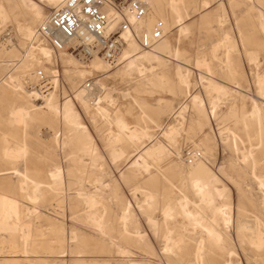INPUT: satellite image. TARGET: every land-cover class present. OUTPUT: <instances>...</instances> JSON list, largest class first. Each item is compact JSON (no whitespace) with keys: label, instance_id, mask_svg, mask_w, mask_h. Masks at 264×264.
<instances>
[{"label":"rangeland","instance_id":"obj_1","mask_svg":"<svg viewBox=\"0 0 264 264\" xmlns=\"http://www.w3.org/2000/svg\"><path fill=\"white\" fill-rule=\"evenodd\" d=\"M32 1L41 8L40 19L23 0H0V211L10 200L21 214V220L0 227L5 247L0 264H225L230 250L233 264H264V245L251 243L264 232V119L259 124L248 116L247 128L239 120L255 103L264 110V0H181L175 5L179 18L170 0H146L149 12L138 27L150 30L163 20L166 28L152 48L137 45L138 54L156 48L162 61L152 62L155 68L146 76L127 67L138 54L126 58L122 53L116 64L104 62L99 71L93 59L52 53L47 58L24 31L34 30L55 5ZM127 47L128 42L123 52ZM178 68L189 69V85L176 79ZM39 69L51 82L48 93L53 91L59 112H44L35 96L27 95L38 88L34 72ZM87 79H96L103 89L106 116L78 98ZM194 97L203 104L196 105ZM68 99L84 128L62 117ZM20 108L24 114L16 112ZM118 116L131 129L148 131L143 142L112 141L120 132L114 122ZM174 125L178 133L166 135ZM229 131L237 134V145ZM159 144L167 155L159 161L143 155L144 165L138 155ZM19 148L22 155H8V149ZM189 149L201 152L198 160L216 185L225 187L222 195L210 188L212 203L200 200L187 176ZM135 159L142 165H134ZM55 167L61 172L56 187L48 174ZM85 195L98 200L94 215ZM184 195L193 219L177 203ZM166 204L174 209L164 218ZM223 204L228 205L227 224L214 211ZM34 208L28 216L27 209ZM24 221L31 224L29 234L20 231ZM207 226L220 233L219 243L205 233Z\"/></svg>","mask_w":264,"mask_h":264},{"label":"bare ground","instance_id":"obj_2","mask_svg":"<svg viewBox=\"0 0 264 264\" xmlns=\"http://www.w3.org/2000/svg\"><path fill=\"white\" fill-rule=\"evenodd\" d=\"M63 0H46V2H47V4H53V5H55V7H57L61 2H62ZM143 1H146V0H143ZM149 1V0H148ZM179 1H181V0H170V3H172V8H173V11L176 13V11H177V8L175 7V5L179 2ZM38 4V3H37ZM37 4L34 2V1H32V0H23V2H22V5L24 6V7H26L27 8V10H29V12L31 11V13H32V16L35 18V19H40L41 17H42V12L40 11L41 10V8L39 9V7L37 6ZM207 5V4H206ZM20 6V5H19ZM21 7V6H20ZM153 7H154V9L157 11V12H160V10H161V7L158 5V4H156V3H154L153 4ZM149 8V7H148ZM4 14V10L2 9V7L0 6V16L1 15H3ZM177 14V13H176ZM178 15V17H176V18H179V14H177ZM129 19L131 20V21H133V18L131 17V16H129ZM179 20V19H178ZM34 21V20H33ZM162 22H163V20H161ZM177 21V20H176ZM180 21V20H179ZM143 23H144V21H143ZM164 24V23H163ZM145 27H146V25H145ZM164 28H165V26H164ZM178 28H179V26H178ZM181 28V27H180ZM166 29V28H165ZM182 29H184V28H182ZM33 31L34 30H32V28L30 27V26H27L26 27V29H25V35H26V37L27 38H29L30 36H31V38H32V34H33ZM187 31V30H186ZM24 35V36H25ZM8 39V38H7ZM29 40V39H28ZM8 41H9V39H8ZM137 43L134 41V40H132V39H129L128 40V47H127V49H125L126 51L125 52H123V56H132L133 57V55L134 54H138V52H137V50H138V47H137ZM165 46V43L163 44V45H160V49L161 48H163ZM157 48H159V47H157ZM34 49V48H33ZM38 49H39V51L43 54V55H45L47 58H49L50 57V50H49V48H47L46 46H38ZM29 51V50H28ZM157 51H158V49H157ZM177 52H178V50H176ZM175 51V52H176ZM31 52H33V51H31ZM154 53H152V52H150L149 51V53H147V52H144V53H140V54H138V55H135V57L133 58V59H131V60H129V64H128V66L127 67H129V68H132V67H136L137 69L136 70H138V72L140 73V75L141 76H146L145 75V73H146V71H149V73H150V71H152L154 68H155V66H153L152 65V62H158L159 64L162 62L161 61V58L159 57L160 55H158L157 53H155L156 52V48H155V51H153ZM35 55V54H34ZM72 56H74V55H72ZM74 58V57H73ZM127 58V57H126ZM129 58H131V57H129ZM93 59V65H92V67L94 68V70H96V71H99V69L101 68V67H103L104 66V62L106 63V64H109L107 61H103V59L102 58H100V57H94V58H92ZM91 59V60H92ZM203 61V60H202ZM146 62H147V64L148 65H146ZM105 64V65H106ZM158 64V65H159ZM149 66V67H148ZM178 66V65H177ZM198 67V66H197ZM184 68V67H183ZM185 71H186V69H185ZM137 72V73H138ZM140 75H139V77H140ZM152 76V75H151ZM147 77H149V76H147ZM156 78H157V76H156ZM10 79V78H9ZM176 79L178 80V82L179 83H185L186 84V86L187 85H189V82H190V80H189V69H187V72H184V71H182L181 69L179 70V68H178V71L176 72ZM55 80V79H54ZM264 80V79H263ZM55 83V82H54ZM53 83V84H54ZM258 85H259V91H261V81H260V79L258 78ZM263 87H264V82H263V85H262ZM18 87V86H17ZM262 87V88H263ZM212 88V87H211ZM215 89L217 90V92H219V93H222V91H223V88L221 87V86H216L215 87ZM22 90V89H21ZM22 91H25V90H22ZM27 92V95L28 96H31V97H34L35 96V98L33 99L35 102H36V105H37V108H43L44 110V112H57L58 111V107H57V105L56 104H54V98H55V95H54V93H53V91H51L50 93H48L47 95H43L42 97L39 95V93H37L35 90H33L32 88L30 89V90H27L26 91ZM216 92V93H217ZM225 93V92H224ZM34 95V96H33ZM78 98L82 101V103L83 104H86L87 102H89L88 100V95H87V93H86V91H85V88H82L80 91H79V93H78ZM76 95H75V97H77ZM263 96V95H262ZM198 97V96H197ZM197 97H194L192 100H194L196 103H197V101H198V104H196V105H200L201 103L203 104V102L201 101V100H198V98ZM32 100V101H33ZM101 100H102V98H100V102H101ZM200 103V104H199ZM263 103V102H262ZM261 103V104H262ZM253 106V105H252ZM183 108V107H182ZM95 109H97V110H99V112L100 113H102V114H105V116H106V113H107V110H106V108H105V106L103 107V106H101V104H99ZM185 109V108H184ZM262 110L263 109H261L260 107H259V105L257 104V103H255L254 104V106L252 107V109L250 110V111H245V112H243L242 114H241V116H240V118H239V120L241 121V123L243 124L242 125V127L244 126V128H247L248 127V123H247V117L249 116L250 117V119L251 118H255L256 120H257V122H259V124L261 123V120L262 119H264V112L262 113ZM264 111V110H263ZM18 114H24V112H25V110H24V108H20V109H18L17 111H16ZM59 112V111H58ZM62 113L61 114H63L62 115V117L65 119V121H66V123H68L69 125L71 124V125H74V126H76V127H78L79 129H81V128H84V125H81V123L78 121V117H77V114L75 113V111H74V109H73V107H72V105H71V102H69V99L64 103V106H63V109H62V111H61ZM109 113V112H108ZM116 113V112H115ZM180 114H181V112H180ZM182 115V114H181ZM181 115H180V117H181ZM104 118H106V117H104ZM110 118V117H109ZM183 118V117H182ZM181 118V119H182ZM110 121V120H109ZM115 124H116V126L118 127V129L120 130V132H115L116 134L114 135V139H113V137L111 138L112 139V141L114 140V141H123V139H125V138H127V139H129V141H134V142H137V141H140L141 140V142H143V138L144 137H147L148 136V131L147 130H144V129H131L129 126H128V124H127V122L124 120V119H122L121 117H116V119H115ZM178 123V122H177ZM173 125V124H172ZM171 126V125H170ZM170 126L168 127V128H170ZM176 125H174L173 127H171L170 128V130H169V133H165L166 135H168V136H171V135H174L175 134V132L177 131V127H175ZM258 127V126H257ZM243 128V129H244ZM259 128H262V126L260 125L259 126ZM221 131V130H220ZM258 131V130H257ZM261 131V129L259 130V132ZM111 132V131H110ZM230 132V131H229ZM176 133H178V132H176ZM230 133H232V135H233V139H234V143H235V145H237V134L235 133V132H233V131H231ZM245 134H247V133H245ZM109 135V134H108ZM111 135V134H110ZM247 137H248V135H246ZM165 137V136H164ZM259 137V136H258ZM109 138V137H108ZM149 138V137H148ZM168 138V137H167ZM110 139V138H109ZM170 139H171V137H170ZM224 139V138H223ZM226 139V138H225ZM260 140V139H259ZM155 141V140H154ZM115 142V143H116ZM114 143V142H113ZM112 143V145L114 146V144ZM121 143V142H120ZM155 144V143H154ZM153 144V145H154ZM110 145V144H109ZM258 145H259V143H258ZM143 148V147H142ZM113 149V148H112ZM146 150H143L144 152H143V154H141L140 156L138 155V157L139 158H141L143 161V164L144 165H148V163H147V161L145 160V157L143 156V155H146V156H148V158L149 157H151V158H153V159H155L156 161H159V160H161V159H163L166 155H167V151H166V149H165V147L163 146V145H161V144H159V145H156V146H154V147H152V148H145ZM8 155L9 156H11V157H18V156H20V155H22V152H23V150H21V148H19V149H17V150H13V149H8ZM116 154H120V153H118V152H116ZM122 154V153H121ZM115 155V154H114ZM249 155H250V153H249ZM119 156V155H118ZM178 156V155H177ZM244 156V155H243ZM245 157L246 156H244V158H242V159H245ZM251 157V156H250ZM252 158V157H251ZM197 159V160H196ZM196 160V161H195ZM195 161V162H194ZM194 161H192V163H188L189 164V167H188V171H186L187 172V176L188 177H190V180L192 181V183H193V187H194V190L196 191V193L198 194V196H199V198H200V200L201 201H203V202H207V203H212V201H213V199H212V194H211V190H210V188H213V190L218 194V195H222L223 193H222V188H223V190H225L224 188L225 187H219V186H217L216 185V182H217V179H216V177L214 176V175H212L209 171H208V169L204 166V164L202 163V162H200L199 160H198V158H195L194 159ZM133 162V161H132ZM138 161H136V159H135V162H133V164L134 163H137ZM242 163V162H241ZM134 165H136V164H134ZM137 165H140L139 164V162H138V164ZM142 165V164H141ZM140 165V166H141ZM144 167H146V166H144ZM56 169L54 170V171H48L49 173V175L52 177V179H54V182H51V183H53V184H51L52 186H54V187H56L57 185H59L60 183V181L59 182H57L58 180L57 179H60L59 178V175H60V170L59 169H57V167H55ZM61 169V168H60ZM146 169V168H145ZM13 170H16V168H13ZM26 170V169H25ZM17 171V170H16ZM13 172H15V171H13ZM22 174V173H21ZM253 174V173H252ZM23 175H25V174H23ZM62 175V174H61ZM251 175V174H250ZM49 176V177H50ZM57 180V181H56ZM257 181H258V179H257ZM260 183L263 185V182L262 181H260ZM47 185V184H46ZM51 185H49V187L51 186ZM246 185V184H245ZM259 187H260V185H259ZM264 187V186H263ZM136 191H137V189H135ZM60 191V190H59ZM184 194V193H183ZM86 196V195H85ZM149 196H151V195H149L148 194V197ZM87 197V196H86ZM85 197V199H86V203L85 204H87L88 205V209L87 210H91L92 211V209H94V207H95V205L97 204V199L94 197V196H88L87 198ZM145 200V199H144ZM5 202V206H4V208H3V210L2 211H0V227H4L7 223H9L10 221H11V219H15L16 221L17 220H21V218H20V210H19V206L16 204V203H13L12 201H10V200H5L4 201ZM146 202V201H145ZM142 203H144V202H142ZM148 203V202H147ZM178 205H179V207L181 208V210H182V212L184 213V215H186V216H188V217H191L192 219L194 218V212H192V210H190V208H189V204H190V200H189V198L187 197V196H185L184 195V197H182L178 202ZM193 203H194V201H193ZM128 205V204H127ZM130 205V204H129ZM129 205L128 206H126L125 207V215L123 216V219H124V221H126V219H127V216H128V213H129ZM225 206V207H224ZM228 205L227 204H223V205H220L219 207H216L215 209H214V211L215 212H218V213H220L222 216H223V219H224V223H228V221H229V219L227 218L228 217V211H227V207ZM148 208V207H147ZM173 207L170 205V204H166L163 208H162V213H163V216H164V218H167V217H171V216H173L172 215V211H173ZM35 211H37V209H33V210H31V209H27V213H28V216H29V214H33ZM93 212V211H92ZM92 212H91V214H92ZM243 212V211H242ZM88 213V212H87ZM90 213V212H89ZM94 213L95 212H93V215H94ZM92 215V216H93ZM24 217H26V215L24 216ZM230 217V216H229ZM93 218V217H92ZM94 220L95 221H99V217L97 216V215H95L94 216ZM149 220H150V218H149ZM245 220V219H244ZM151 221H154V220H152L151 219ZM166 221H168V220H166ZM150 222V221H149ZM222 222V221H221ZM196 223H198V225L200 224L199 223V221L198 222H196ZM244 223V222H243ZM223 224V223H222ZM224 225V224H223ZM243 225V224H242ZM241 225V226H242ZM241 226H240V228H241ZM246 226V225H245ZM202 227V226H201ZM239 227V226H238ZM249 227V226H248ZM30 228H31V224H30V222H28V221H24L23 223H22V225L20 226V231H22L23 233H25V234H29V231H30ZM203 228V227H202ZM258 228V227H257ZM205 233H207V235H208V237L209 238H211V239H213V241H215L216 240V242L215 243H219V242H217V241H219L220 239H221V235H220V233L218 232V231H216L214 228H212L211 226L210 227H205ZM243 229V228H242ZM244 229H245V227H244ZM239 230V229H238ZM248 230H250V229H248ZM248 230H246V231H248ZM251 231V230H250ZM155 232V231H154ZM222 232V231H221ZM155 234V233H154ZM263 234H264V232L263 231H260V232H258L253 238H251V243L252 244H255V246L256 247H262L263 245H264V237H263ZM135 235V234H134ZM136 235H138L139 237H141L142 238V236H140V234H136ZM146 235V234H145ZM169 235H170V233H169ZM254 235V234H253ZM165 236V235H164ZM163 236V237H164ZM74 237V236H73ZM162 237V238H163ZM166 237H167V235H166ZM169 240H170V238H169ZM169 240H168V242H169ZM167 241V240H166ZM171 241H173V243L175 242L174 240H171ZM179 241H177V243H178ZM171 244V245H173V247L175 248V246H177V244L175 245V243L174 244ZM164 245H166V242H165V244ZM175 245V246H174ZM202 245H203V240L202 239H200V241L198 242V248H197V254L199 255V251L201 250L202 251ZM170 246V245H169ZM169 246H167V247H169ZM171 247L172 246H170V248H168V249H165V250H171ZM165 248H166V246H165ZM177 248H179L178 246L176 247V249ZM173 249V248H172ZM24 252H25V250H24ZM124 252V251H123ZM170 252V251H169ZM233 254H234V251H232V250H230V251H228V257H229V259H227L226 261H225V264H233L232 262V256H233ZM131 263H133V262H131ZM130 263V264H131Z\"/></svg>","mask_w":264,"mask_h":264},{"label":"built area","instance_id":"obj_3","mask_svg":"<svg viewBox=\"0 0 264 264\" xmlns=\"http://www.w3.org/2000/svg\"><path fill=\"white\" fill-rule=\"evenodd\" d=\"M148 4L143 0H63L34 28L31 43L46 46L52 54H71L81 61L100 57L109 64H116L129 39L141 48L149 49L165 35L164 24L157 20L152 29L138 27L148 15ZM133 18V21L129 19ZM37 93L47 95L52 88L42 70L34 72ZM96 79H87L85 91L91 105L96 108L103 89ZM211 112V110L209 109ZM198 150L189 149L184 156L189 162L201 158ZM5 248L0 245L1 249Z\"/></svg>","mask_w":264,"mask_h":264}]
</instances>
